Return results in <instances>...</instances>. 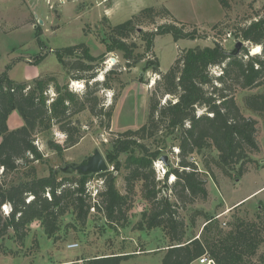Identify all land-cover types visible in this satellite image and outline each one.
<instances>
[{
	"label": "trees",
	"instance_id": "16d2710c",
	"mask_svg": "<svg viewBox=\"0 0 264 264\" xmlns=\"http://www.w3.org/2000/svg\"><path fill=\"white\" fill-rule=\"evenodd\" d=\"M220 1L225 10L230 9L229 0ZM229 31L253 47L261 46L260 52L251 54L245 46L239 54L232 55L216 40L213 46L181 48L171 67L162 71L154 52L157 36L171 34L178 41L206 35L202 36L196 25L176 18L166 6H150L111 26L108 37L102 40L106 52L101 55L92 54L85 42L57 48L55 54L68 76L65 82L55 73L16 81L8 71H0V238L14 231L16 241L24 244L35 221L48 236H56L64 215L75 214L85 224L92 207L112 227H125L133 205L131 195L136 182L142 181V195L150 207L142 212L136 227L162 228L166 232L169 244L162 264H193L205 254L214 264H264V251L259 252L264 245V205L253 220L235 217L228 230L215 215L195 209L190 216L192 224L198 216H203L206 224L200 234L190 237L186 220L178 210L198 199H207L205 177L210 175L217 182L215 169L226 177L240 178L257 161L252 154L260 149L258 120L244 114L236 92L264 85V15L240 22L236 30ZM135 36L144 43L145 52H138ZM115 51L122 53L128 70L152 54L147 63L158 78L151 91L147 122L137 129L112 134L108 140L111 149L106 158L113 163V169L95 174L103 180L98 200L93 202L88 187L93 175L61 174L60 168L51 167L48 175L11 183L9 174L21 167L33 173V164L45 158L37 141L41 132L57 129L64 134L63 142L53 137L45 141L50 150L62 156L85 136L76 119L80 113L88 110L104 130L111 129L119 97L116 84L123 70L115 65L102 73L103 78L99 74L106 54ZM70 81L84 82L82 92L72 90ZM105 90L114 91V101L109 105L101 95ZM243 101L264 121V92L247 94ZM15 110L24 124L11 128L9 118ZM168 134L178 140L180 149L179 166L167 171L164 180L176 202L159 187L161 181L157 180L153 162L161 157L160 150L152 151L142 142ZM136 150L139 156L132 155ZM123 153H131L123 164L129 169L125 194L116 185V173L122 167L118 158ZM194 155L201 157L203 171L190 159ZM170 174L176 179L168 185ZM4 205H10L11 211L5 214ZM127 258L128 254L113 253L95 256L87 264H122Z\"/></svg>",
	"mask_w": 264,
	"mask_h": 264
},
{
	"label": "rangeland",
	"instance_id": "374dc122",
	"mask_svg": "<svg viewBox=\"0 0 264 264\" xmlns=\"http://www.w3.org/2000/svg\"><path fill=\"white\" fill-rule=\"evenodd\" d=\"M229 3V10H225L220 0H167L157 7L166 6L176 18L196 25L200 34L206 35L205 38L196 40L178 41L171 34L157 36L154 52L159 58L161 70L167 71L171 67L181 48L213 46L218 40L230 52L235 49L237 41H244L229 30H236L240 22H249L264 15V0H229ZM97 4L102 3L99 0H0V71H8L16 81H31L50 73L57 74L61 82L67 81L68 76L55 54L57 48L85 42L92 54L101 55L106 52L102 40L108 37L111 26L126 21L142 9L134 13L129 5L124 8L116 7L110 21ZM104 17L107 18L106 21ZM133 39L139 45L138 52H145L144 43L136 36ZM244 43L242 48L246 46L254 54L253 45L246 41ZM152 56H146L137 66L128 70L124 67L125 60L120 51L107 53L99 78H103L102 73L112 66L116 65L117 69L122 67L123 70L121 81L116 84L115 92L119 93V97L115 102L111 129L104 130L88 110L80 113L76 119L80 121L85 136L80 143L65 150L62 156L50 150L45 141L53 137L63 142L64 134L57 129L41 132L37 141L45 158L33 164L35 172L21 167L9 174L8 180L19 183L32 176L48 175L51 167L59 169L70 162H81L95 147H99L106 156L111 149L108 140L112 134L137 129L145 124L148 120L151 91L158 78L147 63ZM112 58L116 62L110 65L108 61ZM70 87L81 93L84 82L70 81ZM260 92H264V85L236 92L237 102L244 114L258 120L257 138L260 149L252 154L257 161L240 178L226 177L217 169V182L210 175L205 177L207 199H198L195 203L178 209L179 215L186 220L189 237L200 234L206 224L203 216L196 217V222L192 224L190 216L195 209L215 215L221 226L228 230L235 217L253 220L264 205V121L260 115L248 110L243 101L245 95ZM101 95L107 105L114 101V91L105 90ZM10 124L17 127L24 124L19 111L13 112ZM164 137L165 135H157L142 142L152 151L160 150L161 157L153 162L157 180L161 181L159 187L176 202L175 195L165 186L164 180L167 171L179 166L180 149L174 136L168 134L165 139ZM130 154L123 153L118 158L122 167L116 173V185L124 194L125 176L129 169L123 164ZM132 155L139 156V150L132 152ZM163 156L167 157L166 160L162 159ZM190 159L196 162L199 170H204L200 156L194 155ZM109 165L113 169V163L109 162ZM175 179L176 176L170 174L166 182L171 185ZM101 180L98 175H93L88 181V187L98 189L100 193ZM142 186V181L136 182L131 195L133 205L128 212L130 219L127 226L112 227L96 209H91L85 224L80 223L75 214L64 215L60 232L52 237L35 221L24 244L16 241L14 231H10L5 238H0V264H87L95 256L113 253L128 254L127 260L122 261V264H162L169 244L166 232L162 228L140 230L136 227L142 218V212L150 207L143 198ZM239 200L241 202L235 204ZM2 210L6 214L11 211V207L4 205ZM72 243H78V246L70 248ZM262 251L264 245L259 250ZM193 264L202 263L196 260Z\"/></svg>",
	"mask_w": 264,
	"mask_h": 264
},
{
	"label": "water",
	"instance_id": "95a60500",
	"mask_svg": "<svg viewBox=\"0 0 264 264\" xmlns=\"http://www.w3.org/2000/svg\"><path fill=\"white\" fill-rule=\"evenodd\" d=\"M244 44L242 40L237 41L235 49L229 53L232 55L239 54ZM166 158V156L162 157L163 160ZM109 169V162L99 147H95L93 152L81 162H70L60 168L65 174H77L79 176H91Z\"/></svg>",
	"mask_w": 264,
	"mask_h": 264
},
{
	"label": "crops",
	"instance_id": "0c3cea01",
	"mask_svg": "<svg viewBox=\"0 0 264 264\" xmlns=\"http://www.w3.org/2000/svg\"><path fill=\"white\" fill-rule=\"evenodd\" d=\"M101 1L102 4L98 5L100 8V10H102V12L104 13V15H106L110 21H111V16L112 13L114 12L116 7H120V8H124L125 5H129L132 9V12H137L139 9L147 7V6H155V7H159L161 5H163L165 2H167V0H99ZM13 114V113H12ZM9 118V125L11 128H16L17 125L13 126L10 124V119L11 116ZM241 200L237 201L235 204L240 203ZM126 254V253H123Z\"/></svg>",
	"mask_w": 264,
	"mask_h": 264
},
{
	"label": "built area",
	"instance_id": "2783aa9c",
	"mask_svg": "<svg viewBox=\"0 0 264 264\" xmlns=\"http://www.w3.org/2000/svg\"><path fill=\"white\" fill-rule=\"evenodd\" d=\"M110 65L114 64L116 62V59L112 58L111 61H108ZM102 181V184H103V180ZM89 191L92 195V198H93V202L97 201L98 200V194H99V190L98 189H90L89 188ZM92 210H95V207H92L91 208ZM78 246V243H72L69 245L70 248H75ZM198 261L202 264H214L213 260L211 259V257L208 255V254H205L203 256H201L200 258H198Z\"/></svg>",
	"mask_w": 264,
	"mask_h": 264
},
{
	"label": "bare ground",
	"instance_id": "6f19581e",
	"mask_svg": "<svg viewBox=\"0 0 264 264\" xmlns=\"http://www.w3.org/2000/svg\"><path fill=\"white\" fill-rule=\"evenodd\" d=\"M252 49L254 53H258L261 50V46H254Z\"/></svg>",
	"mask_w": 264,
	"mask_h": 264
}]
</instances>
